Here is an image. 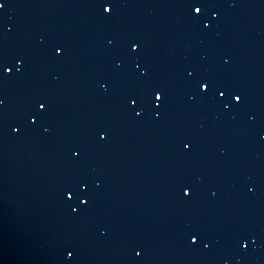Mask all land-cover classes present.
<instances>
[{
  "label": "water",
  "instance_id": "water-1",
  "mask_svg": "<svg viewBox=\"0 0 264 264\" xmlns=\"http://www.w3.org/2000/svg\"><path fill=\"white\" fill-rule=\"evenodd\" d=\"M0 264H264V0H0Z\"/></svg>",
  "mask_w": 264,
  "mask_h": 264
},
{
  "label": "snow or ice",
  "instance_id": "snow-or-ice-1",
  "mask_svg": "<svg viewBox=\"0 0 264 264\" xmlns=\"http://www.w3.org/2000/svg\"><path fill=\"white\" fill-rule=\"evenodd\" d=\"M105 11H108V10H107V9H105ZM196 11H197V12H199V11H200V9H197ZM156 99H157V100H160V99H161V97L158 95V96L156 97Z\"/></svg>",
  "mask_w": 264,
  "mask_h": 264
}]
</instances>
